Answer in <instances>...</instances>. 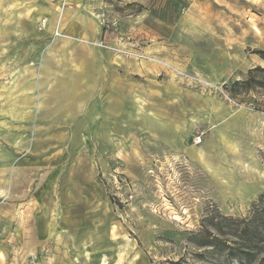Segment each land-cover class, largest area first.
I'll use <instances>...</instances> for the list:
<instances>
[{
	"label": "rangeland",
	"instance_id": "obj_1",
	"mask_svg": "<svg viewBox=\"0 0 264 264\" xmlns=\"http://www.w3.org/2000/svg\"><path fill=\"white\" fill-rule=\"evenodd\" d=\"M73 7L0 0V264H234L200 244L208 235L233 244L218 234L221 218L248 217L264 194V0H105L94 8L96 44L58 25L80 56L96 50L100 65L110 55L161 70L126 115L110 116L100 83L78 84L84 95L72 108L38 89L59 45L51 10L62 21ZM101 43L141 50L207 84ZM22 77L37 81L25 82L32 91ZM197 100L231 110L221 121ZM237 112L253 116L235 122ZM182 113L186 120H172Z\"/></svg>",
	"mask_w": 264,
	"mask_h": 264
},
{
	"label": "crops",
	"instance_id": "obj_2",
	"mask_svg": "<svg viewBox=\"0 0 264 264\" xmlns=\"http://www.w3.org/2000/svg\"><path fill=\"white\" fill-rule=\"evenodd\" d=\"M103 1L105 0H71L74 6L72 8L75 12L74 15L69 13L67 18L63 16V20L58 21L59 27L64 29L63 33L72 38L71 40L82 38L90 40L92 43H96L95 41L100 40L103 35V30L97 22L98 19L94 16V8L98 7ZM59 12L60 11L51 10L53 15L50 19L49 30L52 33H54L57 24V21H53V19L58 20ZM57 39L59 40V45L50 49L46 58L47 61L42 68L46 79L37 82L26 80L22 77L24 81L22 87L23 91H32L26 87L24 88L25 82H37L38 89L42 88L43 93L50 90V93H47V95L54 97L64 96L68 101L66 106L72 108L77 105L76 101H74L75 98L84 95L79 92L84 88H78V84L83 85L87 83L90 85L91 83H100L102 85L101 103L104 107V114L110 116L112 114L126 115L128 100L133 98L134 104L136 105L137 99H142L143 91L152 90L155 87L154 85L158 83V77L161 73L159 68L150 67L148 65H132L131 62H124L123 60L117 63V61H114L113 56L110 55L106 57L107 61H104L103 64L100 65L99 60L102 56L99 55L96 50H91L89 54L80 56L81 54L78 52L80 49L78 50V46L76 47L71 40L60 37ZM79 56V62L75 63L74 59ZM19 80L20 78L17 77L16 80L12 82L18 84ZM16 84L13 85V87H15ZM35 92L36 91H33V93ZM39 96L40 94H36L34 97L29 96V98L32 97L31 99L36 102ZM9 100L10 99H8V102ZM208 104L210 103H204L202 100L196 101L197 107H203ZM210 105H214L215 107L212 116L214 118H220L219 120L221 121L222 117H225L224 119L227 118V114H222V111L229 112L231 110L229 109L230 107L221 109V105H217L216 103ZM7 106L9 108L8 103ZM12 106H15L17 110L20 111V115L25 112V110H20L16 104ZM187 116L188 115L185 113L179 116L174 115L172 120L184 121ZM249 116L253 115L237 112L234 121H245L247 118H251ZM222 129L227 131L229 126L225 125ZM210 130L213 129H209V132ZM194 149L199 150V147H193V149H191L192 157H194L192 154V150ZM194 158L200 161V158Z\"/></svg>",
	"mask_w": 264,
	"mask_h": 264
},
{
	"label": "trees",
	"instance_id": "obj_3",
	"mask_svg": "<svg viewBox=\"0 0 264 264\" xmlns=\"http://www.w3.org/2000/svg\"><path fill=\"white\" fill-rule=\"evenodd\" d=\"M225 225L231 232L225 233ZM217 227L219 235L233 238V244L208 235L200 244L202 248L208 252L216 250L234 264H264V259L257 262L255 253L264 238V194L260 196L259 203L253 205L251 215L245 218L222 217Z\"/></svg>",
	"mask_w": 264,
	"mask_h": 264
},
{
	"label": "built area",
	"instance_id": "obj_4",
	"mask_svg": "<svg viewBox=\"0 0 264 264\" xmlns=\"http://www.w3.org/2000/svg\"><path fill=\"white\" fill-rule=\"evenodd\" d=\"M61 2H65L64 0H60ZM65 5V3H64ZM102 47L110 49L111 51L117 53V54H121V55H125L127 57H130L132 59H136V60H141V61H147V62H155V63H159L161 65H163L164 67H166V69L174 74L175 76L179 77L180 79L186 80L188 82H192V83H196V84H207V82L197 76H191L189 74H187L186 72H183L173 66H171L170 64L157 59L156 57H153L152 55H149L141 50H137L134 48H128V47H118L116 45H106L101 43L100 44ZM197 140H199L200 142L202 141L201 138H198Z\"/></svg>",
	"mask_w": 264,
	"mask_h": 264
},
{
	"label": "bare ground",
	"instance_id": "obj_5",
	"mask_svg": "<svg viewBox=\"0 0 264 264\" xmlns=\"http://www.w3.org/2000/svg\"><path fill=\"white\" fill-rule=\"evenodd\" d=\"M57 21V20H56ZM48 21H43V23H47ZM58 21H57V24H56V28H55V34L57 35V36H59V37H61V38H64V39H66V38H68V37H66V36H64V35H61L62 33H61V29L60 30H57L58 29ZM96 44V43H95Z\"/></svg>",
	"mask_w": 264,
	"mask_h": 264
}]
</instances>
